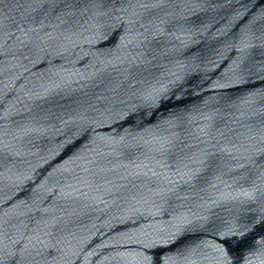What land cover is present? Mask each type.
<instances>
[{
  "label": "water",
  "instance_id": "1",
  "mask_svg": "<svg viewBox=\"0 0 264 264\" xmlns=\"http://www.w3.org/2000/svg\"><path fill=\"white\" fill-rule=\"evenodd\" d=\"M262 193L264 0H0V264H264Z\"/></svg>",
  "mask_w": 264,
  "mask_h": 264
},
{
  "label": "snow or ice",
  "instance_id": "2",
  "mask_svg": "<svg viewBox=\"0 0 264 264\" xmlns=\"http://www.w3.org/2000/svg\"><path fill=\"white\" fill-rule=\"evenodd\" d=\"M255 191H259V190H258V189H254V192H255ZM254 192H252V193H247V194H246V195L248 196V198H249L250 200H253V201L256 199V197H255V195H254ZM262 195H264V193H262ZM261 220L264 221V216L261 217ZM184 227H185L184 223L178 219V220H177V223H176V225H175L176 233L170 235V236L168 237V240L172 239L173 236H174L175 234H178L181 230H183ZM243 235H244V233L241 232V236H243ZM224 238H225V239L227 238V234H224ZM168 240H165V242H168ZM219 251H220L221 255L223 256V254H224L223 249L221 248V249H219ZM142 260L145 261V262H147V261L149 260V258H148L147 256H143V255H142Z\"/></svg>",
  "mask_w": 264,
  "mask_h": 264
}]
</instances>
